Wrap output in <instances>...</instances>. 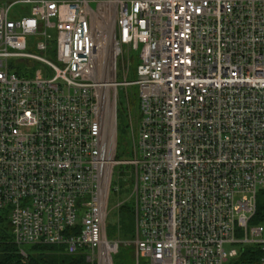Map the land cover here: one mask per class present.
Masks as SVG:
<instances>
[{"label":"built area","instance_id":"obj_1","mask_svg":"<svg viewBox=\"0 0 264 264\" xmlns=\"http://www.w3.org/2000/svg\"><path fill=\"white\" fill-rule=\"evenodd\" d=\"M133 86L137 133L119 161L118 89ZM121 164L135 178L129 243L108 236ZM262 189L264 0H0V212L18 246L87 264L130 245L135 264H241L252 248L264 264Z\"/></svg>","mask_w":264,"mask_h":264},{"label":"trees","instance_id":"obj_2","mask_svg":"<svg viewBox=\"0 0 264 264\" xmlns=\"http://www.w3.org/2000/svg\"><path fill=\"white\" fill-rule=\"evenodd\" d=\"M118 110L119 106H118ZM120 111L118 114L119 131ZM131 142V141H130ZM131 144V143H130ZM124 153L120 147V137L118 134L117 159L125 161ZM132 170V169H131ZM124 171V169L122 170ZM121 172V171H120ZM130 174L132 181L134 175ZM125 176V175H124ZM256 223H264V189L261 190L258 197V210L254 218ZM108 236L110 239H119L122 242L129 243L135 239V214L132 204H122L119 210L118 224L112 228L108 227ZM30 250H25L26 255L22 254L20 247L15 243L12 225L9 218V211L0 212V264H87L82 254L68 255L63 246L57 245H34L27 246ZM128 249L127 263L135 262L134 246H124ZM260 254L257 250L249 248L241 258V264H259Z\"/></svg>","mask_w":264,"mask_h":264},{"label":"rangeland","instance_id":"obj_3","mask_svg":"<svg viewBox=\"0 0 264 264\" xmlns=\"http://www.w3.org/2000/svg\"><path fill=\"white\" fill-rule=\"evenodd\" d=\"M37 39L34 36L28 37V51L33 54L42 55L41 51L37 49ZM133 59L131 64L128 62L126 63V74L129 81H135L137 79V68L139 65V54L138 52L132 53ZM45 57L53 59L51 56L44 55ZM37 67L39 69H42L44 72L46 71L45 66L42 64H38ZM119 80H124L123 72L119 71ZM121 88V87H119ZM118 105L119 109L118 114L120 111V120H119V137H120V147L121 151L124 153V159L123 160H131L132 155L130 153L131 149V139L134 135L137 133V126L139 121V113H138V87H126L124 89H118ZM124 169V171H122ZM131 166L128 164H121L116 169V174L114 178V189L116 187H119V191H115L113 189V192L110 197V207H109V218H108V227L112 228L118 224L119 221V210L121 207V204H132L133 203V188L135 183V178L132 181L130 178V174H133V170H131ZM121 171V172H120ZM120 173V175L118 174ZM125 175V176H124ZM134 175V174H133ZM239 240L244 239L243 236L238 237ZM20 247V246H19ZM227 252H231L232 250L241 251L242 246L240 244H226L225 246ZM21 252L22 250L25 252V250H30V247H20ZM25 254H27L25 252ZM24 254V255H25ZM128 254V249L126 247H121L120 252L115 255L114 257V263L115 264H129L126 261ZM135 264V262L132 260V263ZM142 264H148V260H142ZM225 264H236L235 260L233 258H230Z\"/></svg>","mask_w":264,"mask_h":264}]
</instances>
